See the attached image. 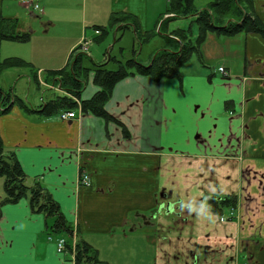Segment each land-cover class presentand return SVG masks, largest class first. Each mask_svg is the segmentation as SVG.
<instances>
[{
	"label": "crops",
	"instance_id": "crops-1",
	"mask_svg": "<svg viewBox=\"0 0 264 264\" xmlns=\"http://www.w3.org/2000/svg\"><path fill=\"white\" fill-rule=\"evenodd\" d=\"M40 2L42 15L28 0H0V16L16 18L19 29L31 35L27 42L0 40V61L20 57L38 69L39 95L29 68L15 73L11 84L34 108L43 95L67 94L49 81V73L71 66L83 35H100L91 27L107 26L113 13L124 12L145 33L170 16V0ZM12 6L15 13L7 14ZM253 9L264 22V0H255ZM170 25L161 32L169 35L167 48L179 41ZM201 53L202 65L187 70L186 61L180 78L155 81L136 74L116 84L106 108L129 137L117 123L78 110L76 117L62 119L14 106L0 117L6 151L15 152L30 181L37 178L48 189L77 240L97 247L100 261L115 264L114 253L131 260L133 250L136 259H147L140 248L147 253L153 248L155 264H264V38L255 32H209ZM207 59L217 64L207 66ZM93 78L89 72L80 99L100 89ZM84 173L87 185L80 182ZM229 194L238 203L224 220L211 209L210 218L190 212L210 196ZM4 196L3 180L0 200ZM49 235L45 214L33 212L28 197L3 205L0 264H77L70 251H57ZM93 238L110 247L109 259Z\"/></svg>",
	"mask_w": 264,
	"mask_h": 264
},
{
	"label": "trees",
	"instance_id": "trees-1",
	"mask_svg": "<svg viewBox=\"0 0 264 264\" xmlns=\"http://www.w3.org/2000/svg\"><path fill=\"white\" fill-rule=\"evenodd\" d=\"M195 1L170 0L166 10V13H176L177 16L194 17L193 21L198 26V35L195 39L191 37L190 29L177 28L172 30L170 34L175 35L180 42L176 39L172 40L175 43L174 47L167 48V46L158 50L149 66L139 63L134 57L126 60L110 57L105 63L95 64L93 82L100 89L89 99H80L91 70L84 64L88 56L83 52H75L69 68L49 73V81L58 84L67 94L58 95L52 99H45L43 95V103L34 108L18 96L14 88L5 90L0 86V117L11 112L14 106H18L26 112L38 113L42 117L61 115L64 112H71L79 108L78 102L74 100V97H78L83 113L102 117L106 122L117 123L122 127L124 135L129 137L130 133L125 125L106 108V104L112 97L113 90L119 81L136 74L149 75L155 81L164 78H180L182 65L194 54H197L200 61L203 62L201 46L209 32L224 36H232L240 32H255L264 38V22L253 9L255 0H209L207 7L203 8L198 7ZM173 19L169 16L164 17L159 27V33ZM99 27L102 32L95 39L97 42L103 40L110 30L119 31L131 27L134 28L136 38L141 43L148 42L155 36V33L151 31L143 33L139 28L137 18L124 12L113 13L108 25ZM162 36L169 39V35L162 34ZM30 37L29 32H23L19 29V22L16 18L0 16V40L27 42ZM111 61L116 64V68H109L108 65ZM23 67L29 68L32 80L41 90L38 69L30 61L20 57H8L0 61V82L6 70ZM0 178L4 180L5 190V196L0 200V215L3 205L17 203L28 197L32 211L45 214L47 229H49L50 234L64 233L68 238H72L75 227L67 220L60 204L39 179L29 180L15 152L6 151L1 134ZM237 203L238 197L236 195H227L223 198L210 196L207 205L213 212L222 216L230 208H235ZM70 240L67 247L71 251ZM76 251L78 264L82 262L105 264L98 259L97 250L86 241L79 240L76 244Z\"/></svg>",
	"mask_w": 264,
	"mask_h": 264
},
{
	"label": "rangeland",
	"instance_id": "rangeland-1",
	"mask_svg": "<svg viewBox=\"0 0 264 264\" xmlns=\"http://www.w3.org/2000/svg\"><path fill=\"white\" fill-rule=\"evenodd\" d=\"M209 0H196L195 3L198 7L204 6L208 4ZM168 6V5H167ZM13 10H9L6 13L12 14L15 13L14 10L16 9L15 7L12 6ZM35 14L37 15H42L43 13L40 14L39 11H36ZM170 14L169 17L174 18L169 22L171 25V29L175 28H185V29H190L191 30V37L194 39L198 35V26L197 23L194 20V17H181L177 16L176 13H168ZM24 21V20H23ZM25 22V21H24ZM76 26V25H75ZM62 26L60 25V28ZM164 27V26H163ZM92 32H94V28L96 27H91ZM165 28V27H164ZM163 28V29H164ZM170 29V30H171ZM153 33H155V36L153 37L152 40L148 42L141 43L140 41L137 40L133 30L131 28L128 29H123L116 31L115 30H110L103 40L100 42H97L93 37H92V42L90 43V51L88 53H91V56L94 57L96 63H103L107 60V58H119L121 60H126L127 58H136L139 63H145L147 64L150 60V58L161 48L165 47V40L164 37L159 33V28L157 29L156 27L152 29ZM163 32V31H162ZM92 34V33H91ZM98 35V34H97ZM100 35L97 36V38ZM83 39V37H82ZM81 39V40H82ZM179 40V39H178ZM81 42V41H80ZM79 42V43H80ZM180 42V40H179ZM123 49V51H122ZM29 61V60H27ZM92 60H90L88 57L85 59L84 64L85 66L89 67L90 70V75L93 73V68H94V63ZM32 63V62H31ZM33 64V63H32ZM185 64H187V67L184 69L190 70L195 67V64H201V61L199 60L197 54H194ZM217 64L215 61H209L208 59L206 60V65L207 66H214ZM109 68L114 69L116 68V64H114L113 61L109 63ZM26 68H11L9 69V72H4L0 86L3 87L4 89L9 90L11 88V84L13 82L14 76L16 77V74H21L23 71H25ZM27 70V69H26ZM16 73V74H15ZM37 91V95H39V91H41L36 84H34ZM21 93L22 91L19 90ZM34 99V98H33ZM40 99V98H39ZM0 181L3 182V178H0ZM229 195H234V194H229ZM24 199V198H23ZM29 199V198H28ZM8 204V203H7ZM229 210H227L226 213H228ZM173 215V214H171ZM60 235H65L64 233H52L51 236L55 240L56 238L59 237ZM50 236V235H49ZM48 236V238H49ZM93 240H96L97 244L103 248L101 245L102 243L98 240V238H93ZM97 250V247L95 248ZM143 251L145 252L144 255H148L149 258L147 259H142L141 256L139 259H136V251L134 253L133 259H122V258H117L116 254L114 253L112 262L115 264H155V251L152 248L151 250H148L149 253H147L142 248H140V253ZM103 252V253H102ZM101 252V256L105 259H109L111 257L112 251L110 250V247H105L103 248ZM132 253V255H133ZM104 262V261H102ZM107 264L106 262H104ZM82 264H90L88 262H82Z\"/></svg>",
	"mask_w": 264,
	"mask_h": 264
},
{
	"label": "built area",
	"instance_id": "built-area-1",
	"mask_svg": "<svg viewBox=\"0 0 264 264\" xmlns=\"http://www.w3.org/2000/svg\"><path fill=\"white\" fill-rule=\"evenodd\" d=\"M28 5L32 9L40 11V12H43V10H44L41 3H40V0H28ZM99 32H100V30L96 29V33H99ZM90 42H91V40L89 38H87L86 36H84L80 42L81 50L82 51H88ZM219 70L225 74L227 73L225 71V67H223V66H220ZM79 106H80V104H79ZM79 112H81L80 107H79ZM76 115H77L76 111H71V112L62 113L60 117L62 119H67V118L76 117ZM80 182L82 184H85V185L89 184V175L87 173L82 174L81 178H80ZM49 238L52 239V237H49ZM56 244H57V251L59 253L66 252L67 250H69L67 247V239L65 237L58 238L56 240ZM76 244H77V238H76V233L74 232L73 236H72L71 254L73 256V262H75V263H76V252H77L76 251Z\"/></svg>",
	"mask_w": 264,
	"mask_h": 264
},
{
	"label": "clouds",
	"instance_id": "clouds-1",
	"mask_svg": "<svg viewBox=\"0 0 264 264\" xmlns=\"http://www.w3.org/2000/svg\"><path fill=\"white\" fill-rule=\"evenodd\" d=\"M190 212H197L198 215L207 216L210 218V207L206 203H202L199 209L192 208Z\"/></svg>",
	"mask_w": 264,
	"mask_h": 264
},
{
	"label": "water",
	"instance_id": "water-1",
	"mask_svg": "<svg viewBox=\"0 0 264 264\" xmlns=\"http://www.w3.org/2000/svg\"><path fill=\"white\" fill-rule=\"evenodd\" d=\"M151 64H152V62H151L149 65H151ZM149 65H148V66H149Z\"/></svg>",
	"mask_w": 264,
	"mask_h": 264
}]
</instances>
